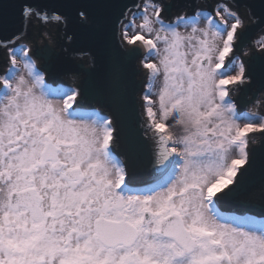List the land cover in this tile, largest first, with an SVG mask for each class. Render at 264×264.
Masks as SVG:
<instances>
[{"label": "snow or ice", "instance_id": "obj_1", "mask_svg": "<svg viewBox=\"0 0 264 264\" xmlns=\"http://www.w3.org/2000/svg\"><path fill=\"white\" fill-rule=\"evenodd\" d=\"M97 6L24 4L21 20L66 32L59 9L74 10L79 35L65 39L107 58L110 112L40 66L23 28L0 31V264H264V212L223 207L264 144V15L242 0L175 14L126 0L102 19Z\"/></svg>", "mask_w": 264, "mask_h": 264}, {"label": "water", "instance_id": "obj_2", "mask_svg": "<svg viewBox=\"0 0 264 264\" xmlns=\"http://www.w3.org/2000/svg\"><path fill=\"white\" fill-rule=\"evenodd\" d=\"M84 2L98 3L99 6L93 8L92 11L98 19H102L106 15L118 12V6L126 0H84ZM169 2L174 5L172 12L175 14L179 7L184 4H199L201 7H205L208 4H215L216 0H169ZM242 2L253 5L257 17L264 15V0H242ZM63 3H65V0H0V31L11 33L23 28L28 33L26 39L32 41L33 48L35 49L39 45L42 50V55L38 58L40 66L49 63L54 69L58 70L61 73L60 79L65 86L90 89V94L85 103L91 104L102 111L110 112V109H106L102 103L105 79L108 72L107 58L101 54L94 44H85L79 39L73 41L65 39L66 35L72 36L74 33L77 36L79 35L80 29L74 18V10L59 9L61 12H67L72 17L66 32L62 30L63 25L54 20L44 22L32 18L30 21L22 23L21 6L24 4L51 12L56 6ZM44 30L51 32V39L43 34ZM257 30L253 26L252 34L248 39L255 37ZM44 49H47V51H43ZM81 49H84L87 54H81ZM44 57H48L47 61ZM252 62L259 67L261 61L257 59ZM136 79L139 81L143 77L137 76ZM259 87L260 84L257 82L256 86L249 89L247 93L241 92L234 99L238 103H243L245 100L250 101L253 93L257 92ZM119 149L120 146L117 145V152H119ZM253 152L255 165L250 172L248 181L233 202L223 205L226 210L242 209L249 213L264 212V144L257 145ZM148 176V161L146 157H143L138 163L134 179L137 181L146 180Z\"/></svg>", "mask_w": 264, "mask_h": 264}, {"label": "rangeland", "instance_id": "obj_3", "mask_svg": "<svg viewBox=\"0 0 264 264\" xmlns=\"http://www.w3.org/2000/svg\"><path fill=\"white\" fill-rule=\"evenodd\" d=\"M43 34L48 37L49 39H51V32H48L47 30L43 31ZM42 41V39H40ZM97 108V107H96Z\"/></svg>", "mask_w": 264, "mask_h": 264}]
</instances>
